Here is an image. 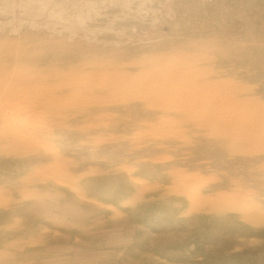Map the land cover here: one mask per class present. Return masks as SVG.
Wrapping results in <instances>:
<instances>
[{
    "label": "rangeland",
    "instance_id": "374dc122",
    "mask_svg": "<svg viewBox=\"0 0 264 264\" xmlns=\"http://www.w3.org/2000/svg\"><path fill=\"white\" fill-rule=\"evenodd\" d=\"M0 264H264V0H0Z\"/></svg>",
    "mask_w": 264,
    "mask_h": 264
}]
</instances>
